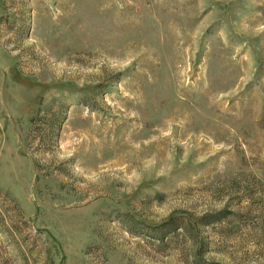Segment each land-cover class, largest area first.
<instances>
[{
	"label": "rangeland",
	"instance_id": "rangeland-1",
	"mask_svg": "<svg viewBox=\"0 0 264 264\" xmlns=\"http://www.w3.org/2000/svg\"><path fill=\"white\" fill-rule=\"evenodd\" d=\"M0 264H264V0H0Z\"/></svg>",
	"mask_w": 264,
	"mask_h": 264
}]
</instances>
